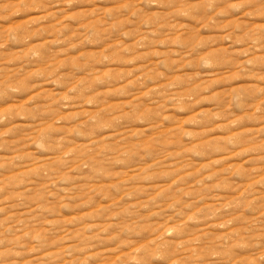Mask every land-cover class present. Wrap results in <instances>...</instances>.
Instances as JSON below:
<instances>
[{
	"label": "rangeland",
	"instance_id": "1",
	"mask_svg": "<svg viewBox=\"0 0 264 264\" xmlns=\"http://www.w3.org/2000/svg\"><path fill=\"white\" fill-rule=\"evenodd\" d=\"M0 264H264V0H0Z\"/></svg>",
	"mask_w": 264,
	"mask_h": 264
}]
</instances>
